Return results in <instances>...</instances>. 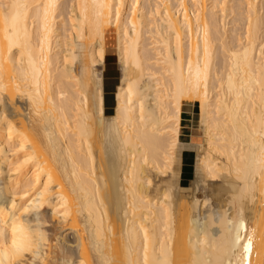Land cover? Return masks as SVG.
<instances>
[{
	"label": "bare ground",
	"instance_id": "6f19581e",
	"mask_svg": "<svg viewBox=\"0 0 264 264\" xmlns=\"http://www.w3.org/2000/svg\"><path fill=\"white\" fill-rule=\"evenodd\" d=\"M15 2L32 6L47 0ZM56 2L49 33L34 7L22 10L28 16L18 24L20 47L13 48L12 61L6 38L11 29L0 19V186L17 193L18 206H27L19 198L24 191L31 192L33 185L43 190L52 177L42 206L16 212V223L42 233L45 241L37 255L24 254L25 264H102L101 254L116 264H143L142 227L149 234L150 264H218L234 233L227 220L237 219L241 206L248 230H257L253 264H261L264 182L258 176L255 185L249 180L248 198L241 201L244 185L236 177L255 169L264 140V4L261 9L259 0L233 5L229 0ZM94 2L121 5L119 23L115 7L110 23L107 9L97 17L90 8L82 17L80 5ZM234 11L243 34L229 38L225 20ZM111 28L120 77L113 112L106 114L102 74ZM206 63L202 124L201 100L179 98L178 92L194 80L197 65L203 71ZM199 93L203 98V79ZM192 102L198 103V124L184 142L179 139L181 108ZM188 151L195 153L193 176L184 185L181 170L192 157L183 158ZM173 170L177 186L170 190ZM213 173L218 179L211 178ZM61 196L67 200L66 217ZM46 210L59 222V231L73 236L72 243L43 228ZM213 214L223 219L214 220ZM11 225L8 220L9 232ZM205 226L207 233L200 230Z\"/></svg>",
	"mask_w": 264,
	"mask_h": 264
},
{
	"label": "snow or ice",
	"instance_id": "6c2138e0",
	"mask_svg": "<svg viewBox=\"0 0 264 264\" xmlns=\"http://www.w3.org/2000/svg\"><path fill=\"white\" fill-rule=\"evenodd\" d=\"M58 4L56 0H47V3L35 4V5H27L21 4L18 2H11V3H0V19H3L6 26L10 27L11 34L7 35V39L9 41L8 49H7V59L12 61L14 57L13 48L20 47L19 45V35H18V24L20 19L23 15V18L26 20L28 16L27 11H23L25 9H29L34 7L37 11V18L42 20V27L45 33H49L51 31L50 23L52 20L55 19L56 9L58 8ZM75 7V6H74ZM115 7V14L117 23L120 20V7L121 5H113L112 3H104L94 2L92 5L88 3H82L80 5L81 9V16H86L89 9H93L96 12L97 17L103 16V10L107 9L108 13V21L111 22L113 8ZM222 7V6H221ZM249 9L251 10L252 5H248ZM42 9V13H41ZM51 18V20H50ZM249 25V35L251 36V29H252V19L249 16L248 20ZM8 27H6V32H8ZM207 27V26H206ZM133 31H135L136 25H132ZM26 31V30H25ZM127 35V32L125 33ZM179 35L177 34V51L176 56L179 57L180 52V45H179ZM43 42V41H42ZM262 53H264V46L261 47ZM205 57L209 58V48H208V40H207V31H205V49H204ZM102 54V53H101ZM210 63V61H209ZM209 63L205 64V68L201 71L199 64L197 65L195 78L189 79L188 86L182 87L178 92V97L183 98L186 97L189 100L200 99L201 100V123H204V109L205 104L204 100L207 99V79H208V68ZM189 70L191 72L192 63L189 60ZM201 79L205 82V93L204 97H200L199 88ZM261 92L264 94V84L261 85ZM132 94V86L129 85V96ZM262 101H264V95H262ZM175 111H179L178 105L176 106ZM37 115H40V110L37 109ZM176 117L173 116V122H175ZM175 132V128L172 129ZM9 135L11 137V127L9 128ZM261 135L264 136V113H262V129ZM195 143V141H193ZM177 147V145H173ZM31 158H29L30 160ZM29 160H25L24 163H29ZM255 169L253 171H248L245 173L243 177L239 174L237 175V180H241L244 187L241 190V195L239 199L241 201L248 198V185L249 180L252 185L256 184L257 176L259 179L264 182V140H262L260 145V152L259 155L254 159ZM19 170V168L17 169ZM211 171V170H209ZM211 178L213 180L218 179V177L213 173ZM170 190H173L177 186L175 172L173 170L172 175L170 176ZM52 177L49 174V180L47 183H44L43 190H40L36 187V185L32 186V191L29 192L25 190L23 195L19 198L21 200H26L27 206L25 205H17V193L6 191L3 186H0V264H25L24 254L32 252L33 255H37L39 253L40 247L42 242L44 241V237L42 233L34 234L31 229L26 228L23 224L16 223V212L19 211L21 208L23 209V213L27 214L34 209V206L39 203L42 206L43 201L48 193L49 183H51ZM37 184L40 183L39 178L37 177ZM151 183V181H149ZM198 188V186H197ZM98 191V189H97ZM60 199L63 201L61 204V208L64 209L63 215L66 217L69 215L67 210V200L61 196ZM169 199V195L165 193V200ZM236 197H234L235 201ZM9 200H11V204L9 205ZM201 201L196 200L195 204L198 206ZM205 207L208 206L209 201L205 199L203 201ZM213 219H223L216 214H213ZM8 220H12L11 229L9 232L8 229ZM207 222H205L206 224ZM229 225L230 231L234 230L232 238L229 242L228 247L224 250L222 257L218 261V264H253L252 260V253L256 251V229L253 228L251 231L248 230L247 223L244 219L243 215V207L241 206L240 213L235 220H227ZM207 233V227H202L200 229ZM141 231L144 235V261L143 264H150L149 262V248H148V241H149V234L146 228H141ZM260 244L264 247V236L261 237ZM99 251V248H98ZM257 255H261L260 252H257ZM102 256V264H116L115 260H109ZM164 264H171L169 261H165ZM261 264H264V259L261 260Z\"/></svg>",
	"mask_w": 264,
	"mask_h": 264
},
{
	"label": "rangeland",
	"instance_id": "374dc122",
	"mask_svg": "<svg viewBox=\"0 0 264 264\" xmlns=\"http://www.w3.org/2000/svg\"><path fill=\"white\" fill-rule=\"evenodd\" d=\"M61 2L63 1H66V0H60ZM239 0H229V4L231 5H233L234 3H236V2H238ZM62 2V3H63ZM262 3L264 4V0H259V7L261 6L262 7ZM140 4L141 5H146V0H141V2H140ZM260 7V8H261ZM262 9V8H261ZM264 11V9L261 11V12H263ZM228 13V12H227ZM229 15H227V17H226V22H225V24H226V34H228V37L229 38H231L233 35H239L240 37L242 36V32H243V28L241 29H238L236 26V22H235V18H237L238 16H237V13H236V11H234V12H232L231 14L230 13H228ZM236 14V15H235ZM237 16V17H236ZM239 27H241L240 25H239ZM238 29V30H237ZM235 31V32H234ZM236 32H238V33H236ZM232 33V34H231ZM233 33H235V34H233ZM231 36V37H230ZM242 40H243V38H242ZM261 40V39H260ZM106 44H107V47H108V51H107V55L108 54H110V55H112L113 56V58H114V61H115V63H116V65L118 66V62H117V55H116V30L114 29V28H111V30H110V33L108 34L107 33V38H106ZM218 46V45H217ZM217 49L216 50H218V48H219V46L218 47H216ZM220 49V48H219ZM219 51V50H218ZM217 51V52H218ZM218 59H215V62H216V65H215V67L217 68L218 66V64H219V62L217 61ZM218 62V63H217ZM118 76L120 77V70H119V66H118ZM119 82V81H118ZM108 88H110V87H108ZM114 91H115V89H114ZM113 97H114V92L112 93V96L111 95H108L107 96V98H106V103H107V105L108 106H110L111 104H112V101H113V106H114V99H113ZM195 103V112H196V115H195V119H196V121H195V128L197 127V124H198V117H197V114H198V103L197 102H194ZM113 112V107H112V109H111V113ZM107 114H110L109 113V110H108V112H107ZM194 131V130H193ZM191 154H192V157H191V159H190V162H189V164L187 165V168H185V171H186V174H184L183 175V178H182V180H183V184L184 185H188V182H189V180L192 178V176H193V163H194V152H190ZM5 171V170H4ZM0 183H1V181H0ZM44 213V224L42 225L43 226V228L44 229H46V231L47 232H49V234L52 236V237H55V236H57L58 234H61V235H63V237H66L64 240H66L67 239V241L68 242H70L71 240V243L73 242V240H74V238H73V236L68 232V231H59V227H60V224H58L59 222L58 221H56V220H54L53 218H52V215H51V212H50V210H46V211H44L43 212ZM58 222V223H57ZM60 232H62V233H60ZM69 235H68V234ZM67 235V236H65V235ZM54 235V236H53ZM62 240V239H61ZM67 241H64L65 242V244H67L68 242ZM71 243H68L67 245L69 246V244L71 245Z\"/></svg>",
	"mask_w": 264,
	"mask_h": 264
},
{
	"label": "crops",
	"instance_id": "0c3cea01",
	"mask_svg": "<svg viewBox=\"0 0 264 264\" xmlns=\"http://www.w3.org/2000/svg\"><path fill=\"white\" fill-rule=\"evenodd\" d=\"M110 32H108L109 34ZM108 51V47H107ZM107 54V53H106ZM105 54V56H106ZM107 63V65H106ZM105 74V75H104ZM103 95L106 92V98L108 95L112 96V93L114 92V89L116 88L118 81H119V76H118V66L116 65L114 58L112 55L108 54L107 60L104 57V66H103ZM114 79V80H113ZM106 80V81H105ZM111 81V82H110ZM106 85V86H105ZM110 87V88H108ZM113 87V88H112ZM106 88V89H105ZM104 98V96H103ZM107 102V101H106ZM195 103H183L182 108H181V120H180V125H179V139L181 141H189L193 130L195 129ZM113 107V101L110 106L105 105L104 103V111L107 114L108 110L109 113L111 114V109ZM187 156H190L191 153L188 151L183 155V158H186ZM191 157V156H190ZM189 164L183 161V168H182V174H186L185 168H187V165Z\"/></svg>",
	"mask_w": 264,
	"mask_h": 264
},
{
	"label": "trees",
	"instance_id": "16d2710c",
	"mask_svg": "<svg viewBox=\"0 0 264 264\" xmlns=\"http://www.w3.org/2000/svg\"><path fill=\"white\" fill-rule=\"evenodd\" d=\"M107 57H108V55L106 54V56H105V59L107 60ZM106 65H107V63H106ZM115 92V91H114ZM113 99H114V97H113ZM104 103H105V105H106V92L104 93ZM114 103H115V100H114ZM106 111V110H105Z\"/></svg>",
	"mask_w": 264,
	"mask_h": 264
}]
</instances>
